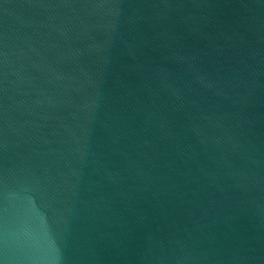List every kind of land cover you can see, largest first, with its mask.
Returning a JSON list of instances; mask_svg holds the SVG:
<instances>
[{"label": "water", "instance_id": "95a60500", "mask_svg": "<svg viewBox=\"0 0 264 264\" xmlns=\"http://www.w3.org/2000/svg\"><path fill=\"white\" fill-rule=\"evenodd\" d=\"M0 264H264V0H0Z\"/></svg>", "mask_w": 264, "mask_h": 264}]
</instances>
